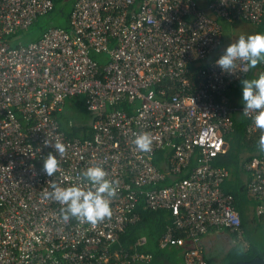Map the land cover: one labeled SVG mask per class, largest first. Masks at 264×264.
I'll return each instance as SVG.
<instances>
[{
	"label": "built area",
	"instance_id": "built-area-1",
	"mask_svg": "<svg viewBox=\"0 0 264 264\" xmlns=\"http://www.w3.org/2000/svg\"><path fill=\"white\" fill-rule=\"evenodd\" d=\"M52 8V0H0V264H149L150 253L114 248L139 221V199L147 210L168 211L157 248L180 250L183 264H207L199 240L212 229L229 230L241 243L234 199L221 188L229 172L213 163L227 150L232 114H242L225 93L249 68L237 60L230 75L215 61L227 46L220 22L257 26L264 1L75 0L68 29L51 27L37 41L10 45L7 38ZM91 54L108 61L99 68ZM77 96L92 114L85 140L67 137L56 118L64 100ZM254 114H242L247 139L260 136ZM142 132L152 138L147 153L133 144ZM57 141L65 152L56 153L59 166L49 177L43 160ZM90 165L116 182L111 215L95 224L65 222L63 206L42 193L53 182L85 187L80 173ZM243 169L262 216L264 152Z\"/></svg>",
	"mask_w": 264,
	"mask_h": 264
},
{
	"label": "trees",
	"instance_id": "trees-1",
	"mask_svg": "<svg viewBox=\"0 0 264 264\" xmlns=\"http://www.w3.org/2000/svg\"><path fill=\"white\" fill-rule=\"evenodd\" d=\"M52 1L53 8L51 12L43 16L48 19V21L44 25H39L38 18L37 21L32 24V26L37 27V31L34 39L28 43L37 41L41 35L51 27L68 29L69 17L75 0ZM258 32L264 33V16L261 24L258 25ZM17 33L7 38V41L13 47H17L21 44L19 41H12V38L16 37ZM91 58L97 62L99 68H102L108 61V57H105L104 54H91ZM260 66L261 63H258L255 68L248 69L247 74L243 78L252 79L258 77L261 74L259 72ZM253 70L257 71V76L253 75ZM190 73L191 76L194 75L195 67H191ZM225 97L229 99L232 106L238 108L242 107L240 103L241 88L239 82L230 87L227 93H225ZM120 108L128 114L132 113V106L127 103L121 104ZM232 120V130L224 136V140L227 143V150L225 154L217 158L213 163L214 166L224 167L229 172V178L222 184L221 188L223 192L230 194L234 199V207L239 214L243 236V241L230 249L226 256V264L249 262L254 258L262 257L264 253V244L261 245L256 238V232L253 229L254 227L250 225L247 214L249 211L252 212V223L256 224L258 230L260 229L258 223L264 220V215L257 216L255 213V202L248 197L246 193V172L243 169V165L246 161L261 152L257 146L259 136L251 139L246 138L245 127L247 125V120L241 113L232 114ZM59 124L61 130L69 138L85 140L91 137L90 125H71L70 129L66 130L60 121ZM154 163L157 166L160 165L158 159H154ZM168 183L169 182L166 181L164 184ZM135 212L139 216V221L125 228L123 233L119 236L117 243L114 245V248L130 252L150 253L154 256L159 251L157 248V241L164 227L170 223V215L166 210H147L144 207L142 199H139ZM232 234L235 237L233 232ZM141 239L145 240L142 244L139 242Z\"/></svg>",
	"mask_w": 264,
	"mask_h": 264
},
{
	"label": "clouds",
	"instance_id": "clouds-1",
	"mask_svg": "<svg viewBox=\"0 0 264 264\" xmlns=\"http://www.w3.org/2000/svg\"><path fill=\"white\" fill-rule=\"evenodd\" d=\"M237 60L245 62L249 69L264 63V33L239 36L226 46L215 64L222 73L231 75L234 74ZM239 84L241 112L244 116L255 113L252 120L260 131L257 146L259 151L264 152V73L252 79L241 78ZM133 144L139 151L147 153L151 151L152 138L149 133L142 132L135 137ZM54 149L55 154L50 152L43 160V171L49 177L56 173L59 166L56 153L63 155L65 145L57 141ZM80 176L85 187L79 184L61 187L53 182L49 185L51 190L44 191L42 198L54 200L63 206L60 217L65 222L75 218L81 222L98 223L111 215L110 202L117 193L116 182L106 178V172L100 165L88 166L81 170Z\"/></svg>",
	"mask_w": 264,
	"mask_h": 264
},
{
	"label": "rangeland",
	"instance_id": "rangeland-1",
	"mask_svg": "<svg viewBox=\"0 0 264 264\" xmlns=\"http://www.w3.org/2000/svg\"><path fill=\"white\" fill-rule=\"evenodd\" d=\"M48 19L45 17H40L38 20L39 25H44ZM37 31L36 26H30L27 30L19 31L16 37L12 38V41H19L22 45L28 44L31 40L34 39L35 33ZM20 44V45H21ZM105 57H108L105 55ZM57 120L60 121L64 129L69 130L71 125H90L92 121V114L86 109L85 105V97L77 96V97H68L64 100V103L61 106L60 111L56 114ZM248 221L250 225H252L256 232V238L259 240L260 244H264V220H261L258 224L260 229L258 230L256 224L252 223L253 215L252 212H248ZM239 244L238 241L234 243V245ZM224 251L223 247H217V254L215 258H211L210 261L212 264H226V259L223 260L222 252ZM218 259V260H217ZM151 264H183L181 260H177L167 256L158 257Z\"/></svg>",
	"mask_w": 264,
	"mask_h": 264
},
{
	"label": "crops",
	"instance_id": "crops-1",
	"mask_svg": "<svg viewBox=\"0 0 264 264\" xmlns=\"http://www.w3.org/2000/svg\"><path fill=\"white\" fill-rule=\"evenodd\" d=\"M264 1V0H263ZM201 6L205 7L207 0H198ZM222 28V42L223 46L228 45L231 42H235V40L241 35H249L258 32V25H251L246 22L241 21H221ZM261 70V71H260ZM260 73H264V69L260 66ZM253 75L257 76V71L253 70ZM252 210V209H249ZM255 210V209H254ZM235 238L231 231L226 229H212L208 234L201 237L199 240V248L206 260L207 264H212L210 261L211 258H215L217 254V247H223L224 251L222 252L223 260L226 258L230 249L234 246ZM240 244V243H239ZM167 256L177 260L182 259V253L180 250L174 248H167L165 250H159L152 258L151 264L158 257ZM218 260V259H217Z\"/></svg>",
	"mask_w": 264,
	"mask_h": 264
},
{
	"label": "water",
	"instance_id": "water-1",
	"mask_svg": "<svg viewBox=\"0 0 264 264\" xmlns=\"http://www.w3.org/2000/svg\"><path fill=\"white\" fill-rule=\"evenodd\" d=\"M235 264H264V253H263V256L260 258H254L253 260L249 262H237Z\"/></svg>",
	"mask_w": 264,
	"mask_h": 264
}]
</instances>
